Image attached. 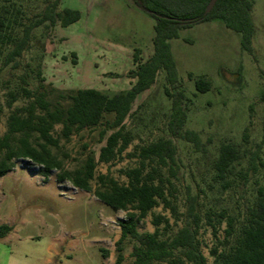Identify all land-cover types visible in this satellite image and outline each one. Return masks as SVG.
<instances>
[{"label": "rangeland", "instance_id": "1", "mask_svg": "<svg viewBox=\"0 0 264 264\" xmlns=\"http://www.w3.org/2000/svg\"><path fill=\"white\" fill-rule=\"evenodd\" d=\"M54 1L0 0V15L16 20V34L20 35V25L38 19ZM63 8L78 10L80 20L64 28L46 23L34 29L17 68L4 64L11 46L0 48V137L7 131L11 112L33 99L27 98L24 89L32 96L45 91L53 103L59 100L58 93L77 89L124 92L135 82L128 76L136 68L135 50H140L142 62L153 54L154 20L132 0H60L57 11ZM251 15L255 25L253 55L241 48V35L218 20L183 29L178 39L169 42L186 96L184 131H195L201 139L196 149L172 138L178 149L172 194L181 213L187 188L198 195L202 218L198 241L207 264H217L211 250H222L227 227L226 221L219 222L216 215L221 211L242 215L257 189L264 188V168L251 174L246 184L239 177L232 178L228 189L215 181L213 169L222 145L252 151L264 136V0H254ZM199 77L209 81L208 92L197 91L195 81ZM165 87L171 89L165 73L160 71L152 88L137 97L125 121L131 144L112 163L98 164L96 175L109 174L126 184L123 171L138 166L137 160L128 155L160 138H171V101L164 94ZM106 118L112 119L113 115ZM246 130L249 145L243 142ZM99 131L100 127L73 135L69 142L61 140V150L70 155L66 168L74 169L90 154L98 158L105 144L99 141ZM261 158L264 162V148ZM56 173L46 180L39 167L17 160L13 171L0 177V225L13 228L0 239V264H113L115 243L120 238L119 222L127 212H114L93 193L57 182ZM96 186L93 181V189ZM158 215L169 219L171 225L166 232L162 230V237L172 235L182 225L160 205L139 224L138 231L154 232L152 220ZM134 245L126 243L122 264L134 263L130 256ZM103 251H108V258H104Z\"/></svg>", "mask_w": 264, "mask_h": 264}, {"label": "trees", "instance_id": "2", "mask_svg": "<svg viewBox=\"0 0 264 264\" xmlns=\"http://www.w3.org/2000/svg\"><path fill=\"white\" fill-rule=\"evenodd\" d=\"M134 4L154 20L155 35L153 54L144 62L140 50L134 52V70L128 76L135 80L124 92L107 94L95 89H77L58 93L59 100L51 102L45 91L36 95L24 89L27 98L32 99L26 106L16 108L7 121V131L0 137V177L13 171L15 161L23 160L39 167L47 180L56 173L59 183H70L73 187L93 195L114 212H127L119 222L120 238L115 243L116 259L113 264H122L123 251L127 242H135L130 253L133 264H207L198 241L202 218L199 212V197L186 190L184 212H180L172 191V179L177 174V146L172 138L186 141L199 149L201 139L195 131H184L187 114L184 108L186 96L182 91L170 40L178 39L179 32L194 25L221 21L225 27L241 35V48L253 55L252 40L255 25L251 15L254 0H216L207 12L211 0H132ZM60 0L47 6L39 18L27 25H20L16 34V20L0 15V48L11 46L4 64L17 68L18 59L27 49L32 31L46 23L68 27L81 18L78 10L63 8L57 11ZM165 73L168 86L164 94L171 101L168 131L171 138H160L139 147L129 158L136 159L138 166L123 171L126 184H120L109 174L96 175L98 164H110L121 156L132 142L126 131L125 121L131 115L137 97L152 88L158 73ZM41 82L44 79L40 78ZM43 89V85L39 86ZM198 92L210 90V83L204 77L195 81ZM15 100L12 98V101ZM9 107L10 104H9ZM106 115H113L112 119ZM60 127V131H57ZM100 127L99 141H105L98 158L88 155L74 169L65 167L70 155L61 150V140L69 142L73 135L82 131L92 132ZM108 132H110L108 134ZM243 142L249 145V134H243ZM87 146H85V149ZM264 136L254 150L241 149L224 144L214 162V179L223 189L232 186V178L239 177L244 183L249 176L264 168L261 158ZM239 168V169H238ZM235 179V178H234ZM96 181L93 189L92 182ZM171 196V197H170ZM162 205L168 209L181 226L176 232L162 237L171 229L169 219L155 216L154 232H139V224L149 213ZM219 222L226 221L224 239L220 247L211 250L217 264H264V188L259 187L251 205L242 215H227L221 211L216 215ZM163 224V228L160 226ZM12 227L0 225V239L5 238ZM214 230L215 227H214ZM216 234V231H214ZM108 251H103L108 258Z\"/></svg>", "mask_w": 264, "mask_h": 264}, {"label": "water", "instance_id": "3", "mask_svg": "<svg viewBox=\"0 0 264 264\" xmlns=\"http://www.w3.org/2000/svg\"><path fill=\"white\" fill-rule=\"evenodd\" d=\"M215 2H216V0H211L210 1V3L207 6V12H209L213 8Z\"/></svg>", "mask_w": 264, "mask_h": 264}, {"label": "crops", "instance_id": "4", "mask_svg": "<svg viewBox=\"0 0 264 264\" xmlns=\"http://www.w3.org/2000/svg\"><path fill=\"white\" fill-rule=\"evenodd\" d=\"M6 225H7V224H6ZM8 226H9V225H8ZM10 227H11V226H10ZM12 231H13V228H12L11 232H12ZM11 232H10V233H11ZM10 233H9V234H10ZM9 234H8V235H9Z\"/></svg>", "mask_w": 264, "mask_h": 264}]
</instances>
